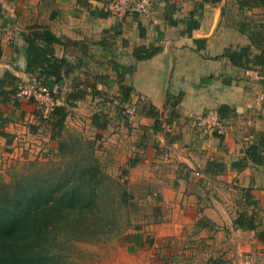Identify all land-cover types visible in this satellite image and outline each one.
Returning <instances> with one entry per match:
<instances>
[{
  "label": "crops",
  "instance_id": "crops-1",
  "mask_svg": "<svg viewBox=\"0 0 264 264\" xmlns=\"http://www.w3.org/2000/svg\"><path fill=\"white\" fill-rule=\"evenodd\" d=\"M108 3L0 0L2 149L89 120L108 131L113 149L128 144L130 177L151 183L138 197L150 200L156 220L164 217L142 222L129 237L140 264L171 255L172 264H242L245 257L264 264V33L246 14L264 3L154 0L151 14L126 16ZM44 30L57 40H43ZM28 37L50 47L45 63L63 59L59 80L48 77L65 85L62 125L60 114L42 119L41 106L17 94L32 72ZM245 46L249 59L234 62L229 52ZM83 81L93 93L78 88ZM118 101L137 102L135 114ZM210 109L226 123L224 134L196 124ZM124 128L127 138L119 135Z\"/></svg>",
  "mask_w": 264,
  "mask_h": 264
},
{
  "label": "rangeland",
  "instance_id": "rangeland-1",
  "mask_svg": "<svg viewBox=\"0 0 264 264\" xmlns=\"http://www.w3.org/2000/svg\"><path fill=\"white\" fill-rule=\"evenodd\" d=\"M246 14L248 18L253 17L252 24L264 33V7ZM39 72L40 69L30 72L19 86L33 83L32 74L43 78L44 74ZM85 84L92 87V91L86 93H93V86ZM62 87L60 96L64 94ZM28 99L40 105L35 99ZM64 100L62 97V105H66L62 103ZM113 104L125 109L121 101ZM41 113L42 119L49 118V113L43 115L42 108ZM85 122L80 128L71 123L64 133L54 137L39 131L41 135L35 139L21 140L18 150L4 151L0 144V211L7 213L16 202L29 196H35L30 208L35 209L38 202L41 207L46 203L39 198L42 192L51 200L59 199L55 203L57 209L53 204L48 207L58 214L41 234L32 233L31 239L35 235V241L42 242L58 264H140L138 250L128 248L129 237L142 222L164 219L160 216L156 220L151 213L150 200L138 197L141 191L150 189L151 183L130 177L126 165L133 158H123L128 149L123 139L122 144L113 149L108 131L93 128L89 120ZM120 132V136L127 138L123 135L126 128ZM124 171L127 175H123ZM70 196H75L74 202L69 201ZM82 198L84 201L79 202ZM172 237L176 234L169 236ZM168 250L166 254L173 253L172 248ZM171 257L152 260L157 264H172ZM242 264H249L246 257Z\"/></svg>",
  "mask_w": 264,
  "mask_h": 264
},
{
  "label": "trees",
  "instance_id": "trees-1",
  "mask_svg": "<svg viewBox=\"0 0 264 264\" xmlns=\"http://www.w3.org/2000/svg\"><path fill=\"white\" fill-rule=\"evenodd\" d=\"M261 1L264 3V0ZM192 25L196 26L198 22H193ZM42 35L43 40L47 42L57 40V37L49 30H44ZM28 42L29 45L26 49L28 69L35 73L40 69V72L44 74L46 80H49L48 77L50 76H53V81L59 80L60 65L63 59L51 55L48 62L45 63L44 58L50 47L45 49L42 45L38 44L37 39L31 37H28ZM226 51L229 52V50ZM247 51L248 47L245 46L240 50L229 52V55L234 62L242 63L244 58L247 60L249 59ZM44 54L45 57L43 58ZM152 54L153 52H147L145 55H138V58L148 57ZM38 65H40V67H37ZM53 81H50V83H57ZM122 89H124L125 92L129 91V88L124 84H122ZM54 113L61 115L58 120V125H62V118L65 116L63 105L55 106ZM263 140L264 135H262V141ZM45 195L42 192L39 195V198L42 197L46 202L45 204L43 202V206L41 207H39L41 203L38 202L35 209L30 208V204L34 201L35 196H29L25 200L16 202L13 208L7 213L0 211V264H58L57 258L46 251V247L43 246L42 242L38 243L34 238L35 235L41 234L46 226L53 223V220L58 214L57 211L49 209L48 207H50V204H53V207L56 208L57 206H55V203L58 202L59 199L55 198V200H51L52 198L49 199V197L47 198ZM74 200L75 196L69 197V201L74 202ZM83 201L84 198L79 202ZM237 223L239 222L237 221ZM240 224L243 225V223ZM32 233H35V235L31 239ZM41 238H43V235Z\"/></svg>",
  "mask_w": 264,
  "mask_h": 264
},
{
  "label": "built area",
  "instance_id": "built-area-1",
  "mask_svg": "<svg viewBox=\"0 0 264 264\" xmlns=\"http://www.w3.org/2000/svg\"><path fill=\"white\" fill-rule=\"evenodd\" d=\"M154 0H109L108 9L116 15L126 16L128 14H151ZM33 83L20 84L17 94L22 97L35 99L43 109V115L46 116L55 106L62 105V96L59 95L61 83H50L44 77H38L32 74ZM79 89L85 92L92 91V87L85 83H80ZM125 103V104H124ZM125 110L133 113L136 110L137 102L124 101ZM122 104V105H123ZM196 124L205 132L211 134H224L226 132V123L217 116V112L210 109L201 115L196 116Z\"/></svg>",
  "mask_w": 264,
  "mask_h": 264
}]
</instances>
